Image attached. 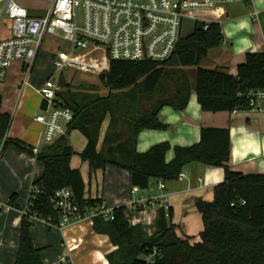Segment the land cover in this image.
Wrapping results in <instances>:
<instances>
[{
	"label": "trees",
	"instance_id": "trees-1",
	"mask_svg": "<svg viewBox=\"0 0 264 264\" xmlns=\"http://www.w3.org/2000/svg\"><path fill=\"white\" fill-rule=\"evenodd\" d=\"M221 42L218 23H209L205 28L195 23L192 32L180 38L173 56L162 64L110 60L108 75H99L108 90L106 96L97 91L68 90L59 76L64 90L58 96L71 110L73 119L64 135L41 147L34 156L43 172L32 184L29 194L33 199L21 216L14 264H43L40 251L31 243L29 230L34 217H50L53 224L56 222L50 203L56 191L69 188L80 208L101 204L100 198L84 197L81 175L69 165L73 150L68 136L73 130L86 140L79 157L87 162L89 172L108 167L125 171L130 186L140 190L146 189L150 180H176L191 163L224 169L223 180L213 187L212 201L196 202L202 221L199 242L177 237L162 211L157 215V233L148 239L142 237L140 226L127 223L124 206L113 208L109 221L93 218V231L106 235L115 246L106 255L108 264H147L145 259L153 252V264H264V174H241L227 168V129L201 128L199 141L190 147L173 148L169 162L164 160L169 150L166 143L154 145L144 153L135 149L140 131L166 128L158 119L163 106L176 111L186 107L191 90L183 68H196L193 91L202 111H249L247 92L264 91V52L246 53L235 76L201 67L209 51ZM157 93L159 97L152 101ZM106 119L107 129L97 150L99 129ZM10 124L11 117L0 113L3 150L12 146L33 156L31 147L6 138ZM15 199L11 195L7 205L14 208Z\"/></svg>",
	"mask_w": 264,
	"mask_h": 264
},
{
	"label": "crops",
	"instance_id": "crops-1",
	"mask_svg": "<svg viewBox=\"0 0 264 264\" xmlns=\"http://www.w3.org/2000/svg\"><path fill=\"white\" fill-rule=\"evenodd\" d=\"M51 2L52 0H33L19 5L29 17L38 18L46 13ZM232 5L242 6L244 13L241 15L227 8L225 17L216 21L221 27L225 48L217 47L209 51L208 62L201 67L219 69L235 76L236 67L243 62L246 53L264 52V0H249ZM9 35V22L1 19L0 39H6ZM47 40L44 47L50 50L51 61L57 60L60 53L69 51V45L61 39ZM36 60L37 57L30 73L36 67ZM24 71L22 63H13L8 68L4 82L0 85V113L11 117L6 138L18 140L32 149L38 144L41 133L40 125L32 120L42 107L36 90L45 79L53 78V73L48 71L44 80L41 78L34 83L25 80V86L22 87L20 82L23 80L20 77ZM61 73L60 71L54 79L62 88L58 79L63 74ZM193 89L194 85H190L189 100L182 111L173 110L169 106H163L159 110L158 119L166 128L140 131L136 138V151L144 153L154 145L166 143L169 150L164 160L169 162L173 158V148L190 147L199 141L201 128H224L229 134L227 168L241 174H264V112L202 111ZM63 90L64 87L61 91ZM20 93H24L23 100L19 97ZM13 94H16V99ZM107 125L108 119L100 126L97 150L101 146ZM68 143L73 150L69 165L81 175L85 198H100L101 204L111 210L124 206L127 223L130 226H140L144 239L157 233V215L162 211L177 237L186 238L190 243L200 241L202 221L196 202L212 201L213 187L224 178L222 167L191 163L181 171L184 176L180 181L176 179L165 182L164 188L160 190L157 188L158 181L150 180L148 187L140 190L130 186L125 171L108 167L103 171L89 172L87 162L79 157L86 140L78 131L70 132ZM42 172V166L34 156L15 147H7L0 155V264L15 262L21 216L32 184L41 177ZM11 195L16 196L14 208L7 205ZM161 197L166 201L162 202ZM151 199H155L152 204L149 203ZM168 210L170 216H167ZM52 230L58 231V235L52 237ZM29 232L31 243L40 251L43 264H108L106 255L115 249L106 235L93 231L92 220L58 229L36 219Z\"/></svg>",
	"mask_w": 264,
	"mask_h": 264
},
{
	"label": "built area",
	"instance_id": "built-area-1",
	"mask_svg": "<svg viewBox=\"0 0 264 264\" xmlns=\"http://www.w3.org/2000/svg\"><path fill=\"white\" fill-rule=\"evenodd\" d=\"M246 1L249 0H52L42 17L33 18L15 0H3L0 20L3 12L9 22L10 35L0 39V85L13 63H22L30 73L47 38H59L69 45V51L60 53L53 61L54 69L59 72L71 68L99 76L108 71L110 60L162 64L173 56L186 20L205 28L224 18L229 5ZM61 90L52 77L45 79L36 90L42 107L32 120L40 125L41 133L38 144L31 150L33 156L42 146L64 135L73 119L71 110L58 96ZM246 96L250 111L264 112V91L251 90ZM3 146L4 139L0 142V155ZM183 176L180 172L177 180ZM157 188L162 190L164 183L158 181ZM31 195L23 213L33 199ZM160 200L166 201L164 197ZM154 202L155 199L149 201ZM50 203L56 222L53 224L50 217H34V220H42L58 229L95 217L103 221L112 217V210L102 204L80 208L67 187L56 191ZM154 253L145 259L147 264H153Z\"/></svg>",
	"mask_w": 264,
	"mask_h": 264
},
{
	"label": "rangeland",
	"instance_id": "rangeland-1",
	"mask_svg": "<svg viewBox=\"0 0 264 264\" xmlns=\"http://www.w3.org/2000/svg\"><path fill=\"white\" fill-rule=\"evenodd\" d=\"M33 0H15L17 4H21V2H32ZM3 0H0V7L2 6ZM228 9L237 11L243 15L244 11L242 9V6L240 5H229L227 7ZM1 19H5V15L2 12L1 14ZM193 30V23L189 20H186L182 24L181 28V37H186L188 36ZM223 41V40H222ZM48 42V40H44L42 47L38 53L37 60H36V67L34 71L29 73L27 70L22 72L21 74V79L20 80H29L28 83H34L35 81H38L39 79L42 78V80L45 79V75L48 74V71L53 73V78H56L57 74L59 71H56L53 67V61L50 60V50L44 47V44ZM59 43V42H58ZM222 44V45H221ZM219 45L220 48H225L223 46V42H221ZM204 62V63H203ZM202 62V64L207 63V58ZM164 68H169V66L165 65ZM185 70L186 77L188 79L189 85L193 86L194 85V74H195V69L193 68H183ZM61 78L64 80V83H66L67 89L68 90H76V89H82L85 91H97V93L100 96H106L107 94V89L104 87L99 80V77L95 76L94 74L87 73V72H82L79 70L71 69V68H64L61 70ZM29 73V74H28ZM47 73V74H46ZM101 75V74H100ZM166 82V81H164ZM23 83V82H22ZM20 82V85L24 87L25 85ZM32 86V85H31ZM29 86V90H30ZM63 88V87H62ZM32 90V89H31ZM14 99H16V94H13ZM19 97H21L23 100L24 99V93H20ZM159 97V93L156 94V96L152 99H156ZM31 105V103L29 104ZM38 224V223H36ZM58 235V231L52 230L51 236L55 237Z\"/></svg>",
	"mask_w": 264,
	"mask_h": 264
},
{
	"label": "water",
	"instance_id": "water-1",
	"mask_svg": "<svg viewBox=\"0 0 264 264\" xmlns=\"http://www.w3.org/2000/svg\"><path fill=\"white\" fill-rule=\"evenodd\" d=\"M108 75V71H103L102 73H101V76H103V77H106Z\"/></svg>",
	"mask_w": 264,
	"mask_h": 264
}]
</instances>
